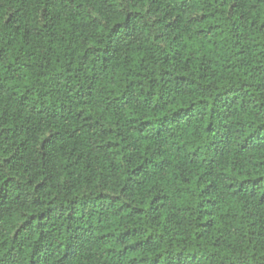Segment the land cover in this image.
<instances>
[{"label":"trees","instance_id":"obj_1","mask_svg":"<svg viewBox=\"0 0 264 264\" xmlns=\"http://www.w3.org/2000/svg\"><path fill=\"white\" fill-rule=\"evenodd\" d=\"M0 264H264V0H0Z\"/></svg>","mask_w":264,"mask_h":264}]
</instances>
